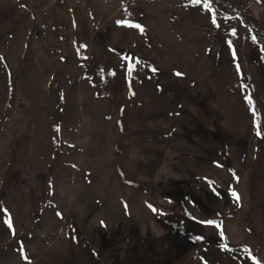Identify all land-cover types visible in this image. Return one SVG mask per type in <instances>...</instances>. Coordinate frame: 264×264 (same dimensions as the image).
<instances>
[{
	"label": "rangeland",
	"instance_id": "rangeland-1",
	"mask_svg": "<svg viewBox=\"0 0 264 264\" xmlns=\"http://www.w3.org/2000/svg\"><path fill=\"white\" fill-rule=\"evenodd\" d=\"M211 7L0 0V264H264V0Z\"/></svg>",
	"mask_w": 264,
	"mask_h": 264
},
{
	"label": "snow or ice",
	"instance_id": "snow-or-ice-1",
	"mask_svg": "<svg viewBox=\"0 0 264 264\" xmlns=\"http://www.w3.org/2000/svg\"><path fill=\"white\" fill-rule=\"evenodd\" d=\"M190 2L193 4V5H203V7L205 9H208L210 11L213 12V15H212V19H213V23H216V19H215V12L214 10H212V7H211V4H212V0H190ZM119 23H123V22H119ZM130 26H133V27H137V28H140L141 31H143V28L140 26V25H130ZM233 35H235V31H233ZM253 40L256 39L255 36L252 37ZM229 44L231 45V42H229ZM233 56L235 57V51H233ZM239 65L237 64V71H239ZM153 71H156V69H153ZM177 76H180L182 75L181 73L177 72L176 73ZM250 104L252 103L251 99L249 98V101H248ZM257 135H260V132L257 131ZM233 196L234 198L238 201L240 199L239 195L235 192H233ZM155 211V209H153ZM6 223L8 224V227L9 228H12V223H11V220L9 219L8 221H6ZM208 223H215L213 221H208ZM217 227H219V225H217ZM221 235H223V233H221ZM227 247V245H225V248ZM257 264H259V262H257Z\"/></svg>",
	"mask_w": 264,
	"mask_h": 264
},
{
	"label": "trees",
	"instance_id": "trees-1",
	"mask_svg": "<svg viewBox=\"0 0 264 264\" xmlns=\"http://www.w3.org/2000/svg\"><path fill=\"white\" fill-rule=\"evenodd\" d=\"M237 10L239 11V15L241 16L243 22L250 27L251 31L257 37L259 44L264 46V31L259 26L257 18L244 9L237 8Z\"/></svg>",
	"mask_w": 264,
	"mask_h": 264
},
{
	"label": "crops",
	"instance_id": "crops-1",
	"mask_svg": "<svg viewBox=\"0 0 264 264\" xmlns=\"http://www.w3.org/2000/svg\"><path fill=\"white\" fill-rule=\"evenodd\" d=\"M214 178H215V182L222 181V177L219 174L215 175Z\"/></svg>",
	"mask_w": 264,
	"mask_h": 264
}]
</instances>
